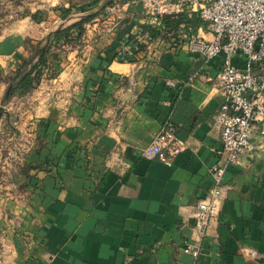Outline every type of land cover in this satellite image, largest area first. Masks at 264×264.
Masks as SVG:
<instances>
[{
  "label": "crops",
  "instance_id": "crops-1",
  "mask_svg": "<svg viewBox=\"0 0 264 264\" xmlns=\"http://www.w3.org/2000/svg\"><path fill=\"white\" fill-rule=\"evenodd\" d=\"M98 1L50 0L73 5L70 20L54 25L30 14L14 20L0 34V72L15 70L37 41ZM114 1L116 14L101 25L94 17L82 46L62 53L70 97L41 100L14 126L30 140L0 170V264H264L263 122L252 133L263 149L228 166L224 204L201 236L196 206L223 146L216 116L224 98L214 85L223 54L191 52L183 25L148 40L138 34L141 0ZM205 27L192 33L211 38ZM166 121L188 142L172 164L142 153ZM187 244L199 246L198 257Z\"/></svg>",
  "mask_w": 264,
  "mask_h": 264
},
{
  "label": "built area",
  "instance_id": "built-area-1",
  "mask_svg": "<svg viewBox=\"0 0 264 264\" xmlns=\"http://www.w3.org/2000/svg\"><path fill=\"white\" fill-rule=\"evenodd\" d=\"M141 1L146 22L139 35L151 40L160 34L165 15L196 13L212 37L192 33L193 28L189 26V50L201 54L205 60L223 54L214 80L224 98L216 116L221 128L222 153L219 152L217 160L209 165L214 183L196 206L195 225L203 236L224 204L228 166L240 163L244 155L256 149H263L262 143L252 141V133L257 120L263 122L264 132V0ZM107 9L114 12L119 9V3L114 1ZM167 84L175 85V82L168 79ZM187 146L188 142L178 134L177 126L166 121L144 145L142 153L172 164ZM184 250L195 257L200 253L198 245L187 244ZM249 253L255 255L257 251L251 249Z\"/></svg>",
  "mask_w": 264,
  "mask_h": 264
},
{
  "label": "rangeland",
  "instance_id": "rangeland-1",
  "mask_svg": "<svg viewBox=\"0 0 264 264\" xmlns=\"http://www.w3.org/2000/svg\"><path fill=\"white\" fill-rule=\"evenodd\" d=\"M106 1L92 2L89 7L87 6L89 9H87L86 12L88 10L89 12H92V10L99 11L98 21H100V25L102 21L108 19V17H105L104 15L111 13L106 7L109 2L106 3ZM104 9L105 14L103 13ZM33 10H38L37 16L34 18L37 20L43 19L45 23H50V25L59 23L64 16H67V20H70L71 18H68L71 12L67 9V6L64 3L52 4L50 3V0H0V34L7 30L14 20L23 17V15H27L29 11L33 12ZM114 14H116L115 11ZM117 18L118 17H116L115 21H117ZM52 41L54 44L53 50H56L59 54L56 57L52 55L50 66L44 67V71L40 74V79H33L31 83L22 84L11 97L10 102L3 105L0 103V115L4 112L0 117L1 173L5 172L7 168L11 166L7 165L8 162L13 164L14 161L12 160L19 159L23 156L26 143H29L30 140L29 134L20 132L18 128L14 126L23 124L22 122L25 119L27 112L33 110L34 107H37L41 100L45 99L48 101H54L56 99H66L70 97V94L73 91V86H71L70 83L71 79L69 76L71 74L69 73V70L68 75L61 76L59 74L61 72L59 60L62 58V53H64L65 50H68L71 46H82L84 42L82 40H76L66 43L63 34L54 36ZM31 53L29 55H31ZM14 71L15 70L9 73L0 72V80L4 79V77ZM18 165V169L24 167V165Z\"/></svg>",
  "mask_w": 264,
  "mask_h": 264
},
{
  "label": "trees",
  "instance_id": "trees-1",
  "mask_svg": "<svg viewBox=\"0 0 264 264\" xmlns=\"http://www.w3.org/2000/svg\"><path fill=\"white\" fill-rule=\"evenodd\" d=\"M114 2L113 0L109 1V4ZM142 2V1H141ZM108 4V5H109ZM73 5L67 7L69 11H71ZM138 11L141 10L143 12V4L137 3ZM37 11H29L32 17L37 16ZM99 11L90 12L83 15L80 19L69 23L62 24L59 28L50 32L49 35L44 40L37 41L31 55L26 57L15 69V71L8 76L4 77V81L7 83L6 91L3 96V104H6L10 101L11 97L16 93L19 86L25 83H31L33 79H40V74L44 71L45 66H50L51 57L58 56V52L53 50L54 44L52 38L54 36H59L61 34L64 35L65 42L69 43L76 40H81L82 35L86 30V23L90 22L94 17L98 15ZM164 27L160 31V33L164 32H177L182 23H185V27L191 26L195 31L200 24L204 22L197 16L196 13L189 14L187 11L182 12L175 15H165L164 16ZM76 31L78 33H76ZM164 31V32H163ZM77 34V35H76ZM75 39V40H72ZM4 114V112H2ZM1 114V115H2ZM0 115V117H1Z\"/></svg>",
  "mask_w": 264,
  "mask_h": 264
}]
</instances>
